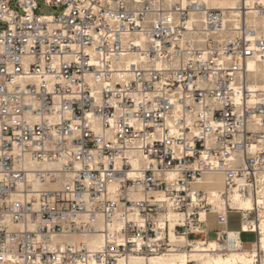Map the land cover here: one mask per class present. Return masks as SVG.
Instances as JSON below:
<instances>
[{"label":"built area","instance_id":"obj_1","mask_svg":"<svg viewBox=\"0 0 264 264\" xmlns=\"http://www.w3.org/2000/svg\"><path fill=\"white\" fill-rule=\"evenodd\" d=\"M42 1L0 0V264H262L264 0Z\"/></svg>","mask_w":264,"mask_h":264},{"label":"bare ground","instance_id":"obj_2","mask_svg":"<svg viewBox=\"0 0 264 264\" xmlns=\"http://www.w3.org/2000/svg\"><path fill=\"white\" fill-rule=\"evenodd\" d=\"M233 5L234 3L230 2L229 0H218L214 3V6H217L219 8H225L227 6H233ZM249 71L255 72L257 75L262 73L261 67L253 63L249 65ZM259 86H260L259 84H250L251 88H257ZM206 174H221V173L212 172ZM206 174H204V176ZM202 180L203 178L199 183H201ZM224 190L225 188L220 191H208L210 194L209 202L215 205L216 207L221 208L223 204V198L220 197V192ZM230 201L232 207H237L241 211H248L251 210L252 208V200L249 198L242 199L239 196V193L236 188H233V190L230 193ZM242 227H244L243 223L241 224V228ZM261 228H264V221H262L261 223ZM229 243L232 249H234L238 245L239 241L236 232H232V231L229 232ZM261 249L264 251V237L262 238L261 241ZM204 252L205 251L202 250H196L192 254V258L200 262V264H251L252 261L251 258L252 253L250 252V249L248 250L244 249L243 251H238V252L232 251L225 257L208 255L207 253ZM187 262H188V255L186 253H180V254L151 257V258H144L142 256H131L129 258L121 260L120 264H187ZM262 264H264V258Z\"/></svg>","mask_w":264,"mask_h":264},{"label":"rangeland","instance_id":"obj_3","mask_svg":"<svg viewBox=\"0 0 264 264\" xmlns=\"http://www.w3.org/2000/svg\"><path fill=\"white\" fill-rule=\"evenodd\" d=\"M39 4V9L37 10V14L40 15H47V14H52L54 12L53 8L46 6L42 0H37ZM5 27V26H3ZM257 83H259V79L257 80ZM195 189L203 188L207 191H220L223 190L224 187V180H223V175L222 174H206L203 177V180L201 183L198 184V186H194ZM241 216L240 214L233 213L229 216V221H228V228L232 232H238L241 230ZM214 226V224H212ZM215 238V234L211 235V239ZM201 239V238H199ZM241 240L244 242L251 243L256 240V235L254 234H244L241 236ZM245 250H248L251 248L250 244H245L244 245Z\"/></svg>","mask_w":264,"mask_h":264}]
</instances>
